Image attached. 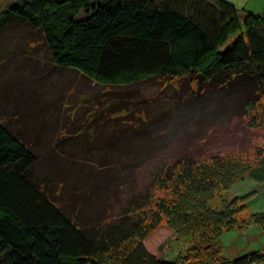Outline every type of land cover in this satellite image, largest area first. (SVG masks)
<instances>
[{
	"label": "trees",
	"instance_id": "1",
	"mask_svg": "<svg viewBox=\"0 0 264 264\" xmlns=\"http://www.w3.org/2000/svg\"><path fill=\"white\" fill-rule=\"evenodd\" d=\"M14 37L18 48L29 45L23 54L42 40L49 61L30 72L29 81L20 76L16 82L45 92L34 111L12 104L8 123L0 119V264H264V246L233 259L220 246L227 230L264 225V212L240 219L252 193L224 209H206V252L170 259L159 250L164 237L182 234L193 209L221 183L230 189L247 178L264 183V148L257 165L228 157L254 148L253 131L264 127L258 116L264 14L226 0H22L0 11L3 64L13 60L4 43ZM35 60L22 67L29 70ZM64 71L98 85L174 79L178 93H127L124 98L142 105L115 101L79 126L63 125L55 138L44 112L47 105L70 106L50 98L59 87L50 77ZM206 153L215 161L213 176H190ZM71 165L91 177L83 187L89 192L77 193L75 204L55 198L51 179L57 173L65 184ZM72 175L82 174L76 168ZM119 184H128L126 194ZM170 184L184 186L178 198L155 202Z\"/></svg>",
	"mask_w": 264,
	"mask_h": 264
},
{
	"label": "rangeland",
	"instance_id": "2",
	"mask_svg": "<svg viewBox=\"0 0 264 264\" xmlns=\"http://www.w3.org/2000/svg\"><path fill=\"white\" fill-rule=\"evenodd\" d=\"M22 0H0V11L5 9L7 6H13L21 2ZM14 30H9L7 33L13 34ZM12 36V35H9ZM15 36V35H14ZM20 38V36L16 37V39ZM13 39V40H12ZM14 38H7L6 43L9 45L10 50L9 54H11L12 59L9 62H5L4 64L1 63L2 60H0V119L6 123H8L9 115H7L13 106L12 104L19 105L20 107L27 105L26 112L31 107L32 111H34V104L37 101H34L35 99L42 100V96H38L39 93L43 92L41 90H38V92H35L31 90V84H22L21 86H18L16 82H19L20 76L28 78V81L30 80V72L34 71L37 66H44L43 64H47L48 59V53L46 46L42 43V40L39 41V43H34L35 49L34 51L28 53L25 51V54L22 53L23 48L25 50L28 48L29 45L27 42H21L20 47L18 48L16 46V40ZM2 45H0V53L2 51ZM15 53H17L15 55ZM15 55V56H14ZM34 56L36 59L35 62H33V66L29 67V70L24 69L22 67V63L26 61L29 62V57ZM39 62V65H38ZM4 67V68H3ZM25 70V71H24ZM39 71V70H38ZM28 75V77H27ZM15 78L17 80L15 81ZM62 78V79H61ZM51 83L59 86L51 89V97L50 94H45L43 97H50L54 101L58 99L57 104L65 102L67 104H70L69 107L64 108V104L60 106H56V104H53V106H48V111L44 112V114L49 117H46V127L47 124H50L52 122L53 125H49L47 128L49 132L52 130L51 137L57 138V134L60 133L61 129H63V125L65 124H71L75 126L81 125L82 122L87 121L92 117V114L96 116L97 114H101L102 109H105L108 112V108H111V106L115 103V101H118L119 103L125 102L128 103L132 108L137 109L142 104L137 102L135 99H126L124 96L127 95V93L134 94V95H142L151 98L153 95H156L159 93L163 96V98H166L168 94L174 95L175 93H178L175 89L178 87L179 82L177 80H158L155 78L149 79V80H143L139 82L138 84H133L129 86H115L112 84H95L94 81L89 79L88 77L85 78L84 75H80V73L77 74L75 72H63L62 75H59L57 73L53 74L51 77ZM36 89V88H35ZM58 90V91H56ZM163 90V91H162ZM10 100L6 98L5 94H8ZM45 93V92H43ZM42 94V93H41ZM13 96V98H12ZM123 96V97H122ZM166 96V97H165ZM24 101V99H26ZM34 98L32 101H29V99ZM62 98V99H61ZM122 98V99H120ZM52 100V101H53ZM264 102V101H263ZM39 103H42L39 101ZM55 103V102H54ZM115 106V105H114ZM60 107V108H59ZM17 109V108H16ZM38 109V108H37ZM6 110V111H5ZM259 112V110H258ZM20 113V112H19ZM17 112V114H19ZM122 114H125V111L121 112ZM12 114V113H9ZM36 117L41 118L45 117L44 115L35 114ZM51 115V118H50ZM263 115L264 119V103L260 107V114L258 116ZM15 117L21 118L19 115H14ZM259 118V117H258ZM261 119V118H260ZM264 121V120H263ZM59 132V133H58ZM254 139H253V146L254 148L250 149L246 153H239L236 152L235 156H228L230 160L232 161H238L240 163H244L246 165H257L260 158L258 155V148H264V127L255 129L254 131ZM55 140H53L54 143ZM56 142V141H55ZM201 144V143H200ZM46 147L41 148V151ZM100 150V148H97ZM238 153V154H237ZM203 155V154H202ZM228 155V154H227ZM230 155V154H229ZM232 155V153H231ZM211 155L208 153L204 154L202 158L198 161V163L195 165L194 168H192V171L189 172L190 176H199L201 178H206L208 175L211 174L213 176V172L216 170L215 168V161L212 158H209ZM66 162V160H63ZM68 167L70 165L69 162H67ZM86 164V163H85ZM76 168L80 171L82 175L75 177L73 176V172L76 171ZM74 167L71 165L70 173H67L65 184H62V182L58 181L60 176L57 173H53L51 175V179H53L54 182V189H55V198L64 202H68L69 204H75L73 201V198L76 197L77 193L78 195L81 193L84 196L85 190H83V187H85V183L90 182L91 177H88L84 170L81 169V166ZM211 168V170L209 169ZM64 171V168L61 169V172ZM84 171V172H82ZM58 172V171H57ZM89 172V171H88ZM211 172V173H210ZM63 173V172H62ZM86 175H84V174ZM57 175V176H56ZM247 177L248 174H246ZM190 178V177H188ZM214 180V179H213ZM190 179H187V184ZM221 181L219 182V184ZM51 184V183H50ZM122 184H125L122 182ZM120 185V184H119ZM128 185V184H127ZM124 187V185L121 186V190L123 193L126 194L125 189L128 188ZM174 184H170L166 189H161L157 191L155 202L157 200H164L166 202L175 200L178 198V191H183L184 186L180 190H176ZM85 191V192H84ZM87 191L86 193H88ZM252 193L251 196L248 198V208L244 211L243 214H239L240 219L242 217H245L249 215L251 212H264V183L257 182L253 179L247 178L244 180L239 181L233 188H225L223 183H221L220 188L218 190H215L212 195L208 196L206 199V202L204 200V204L197 206L193 209L192 214V223L188 224V226L184 227L182 234L179 233L177 236H174L171 234L169 237H164L159 250L163 255L168 256V258H183L187 254H190L191 251L196 252V250L199 252H206V249H204L208 244L211 243L210 236L208 235L209 230L211 228L210 223H205V215H206V209H215V210H221L224 209L226 206L233 203L234 199L238 200V195H246ZM126 197V195L124 196ZM65 198V199H62ZM240 203V202H238ZM159 206H156V209ZM159 230H164L163 227H161ZM158 232V231H157ZM258 233V235H256ZM156 235V234H155ZM152 240H155L154 243H156V238L151 236ZM220 246L221 251L224 255L227 257L233 259L238 256L245 255L255 249H259L260 247L264 246V225L263 226H251L247 230H240L239 228H234L231 230L225 231L220 238ZM194 248H196L194 250Z\"/></svg>",
	"mask_w": 264,
	"mask_h": 264
},
{
	"label": "crops",
	"instance_id": "3",
	"mask_svg": "<svg viewBox=\"0 0 264 264\" xmlns=\"http://www.w3.org/2000/svg\"><path fill=\"white\" fill-rule=\"evenodd\" d=\"M245 12L264 14V0H226ZM258 235V233H256Z\"/></svg>",
	"mask_w": 264,
	"mask_h": 264
}]
</instances>
